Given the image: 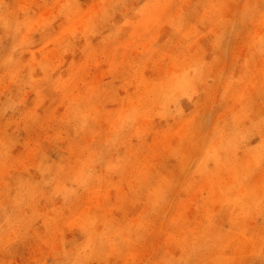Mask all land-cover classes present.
Returning <instances> with one entry per match:
<instances>
[{"label":"rangeland","instance_id":"obj_1","mask_svg":"<svg viewBox=\"0 0 264 264\" xmlns=\"http://www.w3.org/2000/svg\"><path fill=\"white\" fill-rule=\"evenodd\" d=\"M0 264H264V0H0Z\"/></svg>","mask_w":264,"mask_h":264}]
</instances>
